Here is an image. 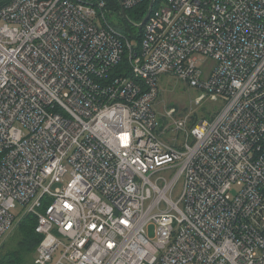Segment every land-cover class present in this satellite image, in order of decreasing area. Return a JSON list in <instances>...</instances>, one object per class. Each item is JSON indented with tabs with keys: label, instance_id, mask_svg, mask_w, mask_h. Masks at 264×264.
<instances>
[{
	"label": "built area",
	"instance_id": "1",
	"mask_svg": "<svg viewBox=\"0 0 264 264\" xmlns=\"http://www.w3.org/2000/svg\"><path fill=\"white\" fill-rule=\"evenodd\" d=\"M116 1L0 0V241L21 206L34 264H264V0Z\"/></svg>",
	"mask_w": 264,
	"mask_h": 264
},
{
	"label": "rangeland",
	"instance_id": "2",
	"mask_svg": "<svg viewBox=\"0 0 264 264\" xmlns=\"http://www.w3.org/2000/svg\"><path fill=\"white\" fill-rule=\"evenodd\" d=\"M204 63L202 65L203 69L207 68L208 66H213L214 63L211 60H207L203 57ZM159 93L160 98L158 103L156 104L155 108L159 111L165 112L167 107L175 106L178 110H183L187 108H194L195 112L198 116L203 117H211L215 113H217V109L219 104L216 100H213L210 96H206L200 99L203 94L200 92L199 89L192 88L188 86V84L180 81L178 78L171 77V76H162L158 81ZM161 130V129H160ZM162 131V130H161ZM174 134L173 137H175ZM182 188L179 186L176 190L175 197H179L181 194ZM15 219L14 227L23 219L24 211L21 206H18L13 211ZM9 230L3 239L0 241V249L4 242H7L8 239L11 237L15 228ZM154 226L149 227V234L153 238L154 235Z\"/></svg>",
	"mask_w": 264,
	"mask_h": 264
},
{
	"label": "trees",
	"instance_id": "3",
	"mask_svg": "<svg viewBox=\"0 0 264 264\" xmlns=\"http://www.w3.org/2000/svg\"><path fill=\"white\" fill-rule=\"evenodd\" d=\"M107 1L118 5L116 0ZM150 3L151 0H145L137 7L127 10L128 19L139 23L142 22L148 13ZM121 22L126 33L131 34L134 31L124 17ZM37 224L36 216L27 215L15 226L16 228L14 227L15 231L0 249V264H34L37 248L43 238L36 233Z\"/></svg>",
	"mask_w": 264,
	"mask_h": 264
},
{
	"label": "water",
	"instance_id": "4",
	"mask_svg": "<svg viewBox=\"0 0 264 264\" xmlns=\"http://www.w3.org/2000/svg\"><path fill=\"white\" fill-rule=\"evenodd\" d=\"M154 4H155V0H152L151 3H150V7H149V10H148V13L146 15V17L144 18V20L142 21L141 25H140V28H142L144 26V24L147 22V20L149 19L152 11H153V7H154ZM124 15L126 16V13L124 12Z\"/></svg>",
	"mask_w": 264,
	"mask_h": 264
}]
</instances>
